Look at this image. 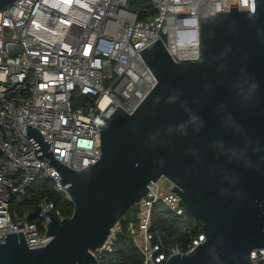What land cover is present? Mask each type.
I'll use <instances>...</instances> for the list:
<instances>
[{
	"label": "water",
	"instance_id": "1",
	"mask_svg": "<svg viewBox=\"0 0 264 264\" xmlns=\"http://www.w3.org/2000/svg\"><path fill=\"white\" fill-rule=\"evenodd\" d=\"M15 1L0 0V11ZM230 9L200 17L201 61L174 62L159 38L139 51L158 83L132 114L118 106L100 115L95 164L67 167L28 125L41 146L35 154L43 151L36 157L50 159L67 185L73 214L45 212L44 247L29 248L23 231L6 234L0 264H98L90 251L163 177L206 235L167 264H252L250 252L264 248V0Z\"/></svg>",
	"mask_w": 264,
	"mask_h": 264
},
{
	"label": "built area",
	"instance_id": "2",
	"mask_svg": "<svg viewBox=\"0 0 264 264\" xmlns=\"http://www.w3.org/2000/svg\"><path fill=\"white\" fill-rule=\"evenodd\" d=\"M129 1L16 0L0 11V239L23 231L29 248L44 247L51 240L45 212L65 218L48 198L23 216L12 213V201L25 197L36 181L72 203L50 159L36 157L43 151L35 154L41 146L26 136L28 125L52 142L48 150L67 167L80 171L95 164L101 157L100 115L108 118L118 106L132 114L158 83L139 51L159 38L174 62L201 61L200 17L229 12L230 6L250 8V0H147L156 14L140 20ZM164 180L148 185L127 225L142 264H167L206 240L203 222L182 207L174 183L161 188ZM162 207L186 237L180 243L170 245L174 235L153 227V213ZM119 229L120 221L90 251L98 264L114 252ZM250 260L264 264V248L253 249Z\"/></svg>",
	"mask_w": 264,
	"mask_h": 264
},
{
	"label": "trees",
	"instance_id": "3",
	"mask_svg": "<svg viewBox=\"0 0 264 264\" xmlns=\"http://www.w3.org/2000/svg\"><path fill=\"white\" fill-rule=\"evenodd\" d=\"M129 4L139 11V19L143 20L148 16H154L156 10L147 0H130ZM43 198H48L53 202L58 209L61 210L63 216L70 217L73 214V204L65 201L62 196L54 191L48 183H39L38 186L28 191L27 195L22 199H15L11 203L12 213L17 212L19 216H23L28 210L38 209L37 205ZM162 209H156L153 213V227H158L165 230L168 234L174 236L169 240L170 245L180 243L186 237H182L177 220L164 216ZM36 217L30 216V220H35ZM134 219L133 209L125 211L119 218L120 229L116 240V247L113 253L105 256L103 264H142V257L127 232L128 222ZM197 219V218H196ZM201 223L198 231H201Z\"/></svg>",
	"mask_w": 264,
	"mask_h": 264
},
{
	"label": "rangeland",
	"instance_id": "4",
	"mask_svg": "<svg viewBox=\"0 0 264 264\" xmlns=\"http://www.w3.org/2000/svg\"><path fill=\"white\" fill-rule=\"evenodd\" d=\"M39 183H40L39 181H36L34 183V187L38 186ZM170 185H171V183L168 180H164L163 182H161V188L162 189H168L170 187ZM162 210L165 212L164 216H167L168 212H167L166 208L162 207Z\"/></svg>",
	"mask_w": 264,
	"mask_h": 264
}]
</instances>
